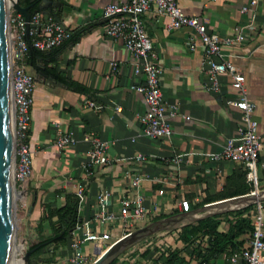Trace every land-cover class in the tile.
Returning <instances> with one entry per match:
<instances>
[{
    "label": "crops",
    "instance_id": "0c3cea01",
    "mask_svg": "<svg viewBox=\"0 0 264 264\" xmlns=\"http://www.w3.org/2000/svg\"><path fill=\"white\" fill-rule=\"evenodd\" d=\"M58 1L62 24L78 39L63 42L50 55L37 57L34 64L27 63L34 75L28 130L32 169L21 187L26 194L25 204L30 203L33 214L39 218L43 202L61 205L64 194L75 193L78 184L84 186V198L78 204L80 219L96 212L97 196L103 191L110 192V209L118 213L119 200L132 195L129 183L135 173L144 177L140 192L149 220L180 212L181 199L188 200L192 209L225 199L217 196L239 164L212 160L209 154L220 151L227 138L236 135L242 124L241 112L229 103L237 98L229 76L219 75V90L209 89L207 65L196 32L186 26L167 30L166 18L154 7L142 15L161 68L159 83L172 130L169 137L152 139L144 134L139 121L145 111L143 97L130 88L142 78L135 76L134 60L123 41L107 37L104 30V6L127 0ZM249 1L178 0V3L184 13L204 21L207 31L218 34L222 40L234 39L223 44L222 51L225 59L243 74L247 98L254 104L252 117L262 142L257 160V188L264 192V0L241 13V6ZM40 3L38 0L35 8ZM38 13L42 16L41 10ZM239 33L240 41L235 39ZM193 41L195 48L191 49ZM112 62L117 63L115 71L111 70ZM47 67H56L54 74ZM57 74L65 81L56 79ZM71 81L82 84L89 92L71 90L68 87ZM87 101L99 107H90ZM61 133H70L75 142L57 150L54 141ZM88 133L106 141L107 154L119 161L97 166L88 174L84 170L88 146L83 141ZM138 153L144 154L146 160L131 159ZM179 153L185 154L186 162L176 164L170 160ZM246 181L249 182L247 177ZM210 198L213 201L207 202ZM94 229L109 232L113 238L122 235L119 219L96 224ZM171 233L173 247L186 256L191 248L176 241L175 232ZM53 252V261L44 264H68V237ZM126 255L119 256L116 264H129L132 257ZM204 263L229 264V259L219 255Z\"/></svg>",
    "mask_w": 264,
    "mask_h": 264
},
{
    "label": "built area",
    "instance_id": "2783aa9c",
    "mask_svg": "<svg viewBox=\"0 0 264 264\" xmlns=\"http://www.w3.org/2000/svg\"><path fill=\"white\" fill-rule=\"evenodd\" d=\"M258 0H250L240 8L241 13L248 12L257 4ZM151 7L166 18L167 30H175L182 26L193 29L202 45L204 62L207 65V80L209 89L219 90V75L225 74L231 78V86L237 92L236 100L229 102L241 112L242 124L237 128L236 135L227 138L221 150L209 154L212 160H228L244 165L247 178L253 184V191L257 188V160L262 142L257 131V122L252 117L254 104L247 98L245 78L237 67L225 59L222 45L231 43L232 39L222 40L218 34L207 31L206 24L196 16L183 12L178 0H127L122 3H108L103 8L105 18V35L109 38L121 39L127 52L134 60L133 72L142 78L131 84L130 88L139 93L145 103V111L139 116L144 134L152 139L169 137L172 130L166 114V106L162 99L159 83L161 68L157 63V55L153 49L151 38L146 32L142 15ZM9 44H10V82L12 102L13 126V156L14 183L22 186L31 174L32 155L28 146V130L31 121L30 109L33 102L34 75L28 70L25 60L30 45L39 51L47 52L59 47L71 35L70 31L60 27L56 22L45 23L39 13L32 14L26 22L22 14L10 10L8 14ZM251 28L252 26L249 25ZM236 40L240 41L239 33ZM195 48V42L189 45ZM117 63H111V70L115 71ZM90 107L98 108L92 101H87ZM119 108H117L118 110ZM87 144V160L84 170L90 174L97 166L111 164L113 159L107 154L108 143L93 133L83 136ZM75 142L70 133L58 134L54 141L57 150H62ZM185 154H174L170 160L181 163ZM131 159L136 162L146 160L144 154H135ZM187 160H185L186 162ZM144 177L135 173L129 186L132 195L119 200L118 213L110 209V192L103 191L97 196V210L87 218L77 220L68 235L70 255L68 264H91L100 252L105 251L114 239L109 232L96 231V224H104L119 219L122 235L136 228L146 225L148 212L143 203L140 185ZM252 191V192H253ZM78 204L84 198V186L78 184L75 190ZM251 211L253 227L251 238L247 246L239 252H234L229 258V264H264V204H254ZM180 212H189L192 207L188 200L179 201ZM130 228V229H129ZM172 232H174L172 230ZM120 236V237H121ZM119 238V237H118ZM197 264H205L200 262Z\"/></svg>",
    "mask_w": 264,
    "mask_h": 264
},
{
    "label": "trees",
    "instance_id": "16d2710c",
    "mask_svg": "<svg viewBox=\"0 0 264 264\" xmlns=\"http://www.w3.org/2000/svg\"><path fill=\"white\" fill-rule=\"evenodd\" d=\"M37 1L18 0L22 7L31 5V12L37 6ZM77 39L78 35L71 34L66 41H75ZM26 40L28 51L25 60L29 65L34 64L37 57L50 55L53 51H39L30 45L29 38H26ZM55 68L47 67V71L54 74ZM55 77L58 80L65 81L58 74ZM68 87L79 93L86 94L89 92L85 86L77 82H68ZM238 164L239 168L226 178L223 187L224 191L218 194L217 197H220L218 199L243 195L254 189L253 184L246 181L247 169L244 165ZM210 201L213 200L210 198L207 202ZM40 206L42 211L36 225L40 234V240L29 246L28 249L43 242L47 243L41 244L30 254V264L51 263L54 259L53 249H57L59 246L65 244L70 231L75 226L77 220H79L78 197L75 193H65L64 202L61 205L54 206L51 202H43L40 203ZM254 207V204H250L236 211L208 216L173 230L177 236L176 241L191 248L190 252L186 254L188 258L185 255H180L176 248H169L163 252L161 251L160 257L150 264H160V259H162L161 264H189L191 261L197 264L207 262L219 255H224L229 259L234 252H239L245 248L251 238L253 230L251 210ZM228 217L231 218L228 219ZM43 224L46 225L47 235H42ZM224 224H226V228H224ZM50 246L52 249L47 248ZM43 254H45V257L42 256ZM147 254L148 250H145L144 255ZM116 263L117 258L115 257L109 264Z\"/></svg>",
    "mask_w": 264,
    "mask_h": 264
},
{
    "label": "water",
    "instance_id": "95a60500",
    "mask_svg": "<svg viewBox=\"0 0 264 264\" xmlns=\"http://www.w3.org/2000/svg\"><path fill=\"white\" fill-rule=\"evenodd\" d=\"M38 8L30 11L31 5L22 7L18 0H0V264H15L14 248V156L11 130V82H10V44L8 14L10 8L23 15L28 22L32 14L42 11L45 23L56 22L65 29L58 13L61 1L39 0ZM38 2V1H37ZM55 9L54 11H52ZM20 193V192H19ZM23 193V192H21ZM264 201V192L254 190L249 194L233 196L222 200L199 205L189 212H177L155 219L129 233L114 239L108 248L100 252L91 264H109L125 248L155 233L174 229L199 219L236 211L250 204ZM43 242L28 249L22 257L25 264H30V254Z\"/></svg>",
    "mask_w": 264,
    "mask_h": 264
},
{
    "label": "rangeland",
    "instance_id": "374dc122",
    "mask_svg": "<svg viewBox=\"0 0 264 264\" xmlns=\"http://www.w3.org/2000/svg\"><path fill=\"white\" fill-rule=\"evenodd\" d=\"M14 192V248L16 264H25L22 261V257L28 250V247L39 242L40 240V234L36 228L38 215L33 214L30 208V203L25 204L26 194L21 186L14 183ZM230 218L231 217H228V219ZM149 219L150 218H146L145 222L149 221ZM42 228V235L47 234L45 224H43ZM177 228L155 233L134 243L133 245L122 250L118 256H116L117 260L119 256H122V254L124 255L126 253L128 258L132 257L129 261V264H146V262L152 263L160 257V252L162 249L167 250L169 248H175L173 247L175 244L171 237V232ZM145 250H148V254L143 256L142 253H144Z\"/></svg>",
    "mask_w": 264,
    "mask_h": 264
},
{
    "label": "bare ground",
    "instance_id": "6f19581e",
    "mask_svg": "<svg viewBox=\"0 0 264 264\" xmlns=\"http://www.w3.org/2000/svg\"><path fill=\"white\" fill-rule=\"evenodd\" d=\"M11 0H6V5L8 6L10 4ZM11 112H12V104H11ZM11 130H12V136H13V126H12V113H11ZM15 195V192H14ZM15 264H16V257H15Z\"/></svg>",
    "mask_w": 264,
    "mask_h": 264
}]
</instances>
